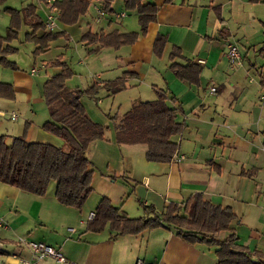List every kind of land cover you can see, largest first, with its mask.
Masks as SVG:
<instances>
[{
    "label": "crops",
    "instance_id": "1",
    "mask_svg": "<svg viewBox=\"0 0 264 264\" xmlns=\"http://www.w3.org/2000/svg\"><path fill=\"white\" fill-rule=\"evenodd\" d=\"M12 1L0 2L1 35L9 19L3 8H20L32 3L45 24L44 28L36 30L37 35L45 31H63L66 36H56L45 50L34 53L36 44L27 39L31 29L24 24L23 37L18 34V38L10 41L18 52L6 57L18 66L12 68L0 62V81L11 83L15 96H0V133L11 136L13 133L9 131L14 129L11 122L23 117V124L28 122L27 140L61 145L60 137L41 127L48 116L35 132L29 118L37 105L45 103L42 95L45 79L60 71L59 66L47 65L48 60L60 56V60L68 63L74 71L65 81L70 88H84L122 72L130 74L124 89L109 94L100 88L95 94L98 100L101 96L129 97L118 104L111 115L113 126L106 132L107 136L88 143L86 155L93 168L92 189L80 208L59 202L54 196V184L44 194L37 195L0 181L2 260L17 264L18 257H30L23 241L42 240L59 248L67 260L57 262L46 257L33 260L32 264H132L137 258L155 264H215L216 245L200 241L190 243L173 227H146L137 233L118 234L109 221L97 231L86 226L89 212L94 211L103 196L117 206L122 215L146 217L152 215L147 206L160 213L168 202L179 204L195 191L215 204L229 205L236 213L230 227L237 241L249 249L264 252V104L258 98L264 86L259 76L257 79L251 76L253 68L259 75L264 63L256 66L242 59L234 63L226 56L228 43L238 45L241 40L232 31L233 26L236 29L241 28V24L248 26L250 36L262 34L258 21L259 5L264 1L142 0L157 5L156 18L148 23L144 34L140 33L132 43L118 48L81 40V34L87 30L139 32L137 13L125 7L123 0H112V9L103 10L102 15L98 10L102 9L103 0H90L87 11L72 24L60 21L58 9L52 12L45 0ZM214 6H218L219 15ZM89 9L94 14L91 20ZM122 10L125 14L118 15ZM48 14L54 15L52 26L45 23ZM158 33L166 36L159 56L153 52ZM22 45L27 46L31 55L26 69L19 67V59L22 57L21 62H24L27 57L20 54ZM172 45L181 51L180 56L174 57L175 61L190 60L200 64L198 86L179 79L169 67L168 54ZM241 52L247 55L245 50ZM212 85L215 91L209 90ZM157 87H166L175 96V100L167 99L166 103L180 106L176 120L185 123L180 133L171 136L179 142V149L170 161L146 159L143 142L115 140L114 124L123 112L138 101L154 99ZM79 99L83 104L81 96ZM11 112L16 113L13 119ZM104 126L105 132L107 125ZM105 140L114 146V154L102 148ZM227 233L221 230L217 237L223 238Z\"/></svg>",
    "mask_w": 264,
    "mask_h": 264
},
{
    "label": "trees",
    "instance_id": "2",
    "mask_svg": "<svg viewBox=\"0 0 264 264\" xmlns=\"http://www.w3.org/2000/svg\"><path fill=\"white\" fill-rule=\"evenodd\" d=\"M4 0H0L2 2ZM90 0H56L58 19L66 24H72L78 17L87 11ZM112 0H103L102 9L110 11ZM169 1V0H166ZM259 1V0H250ZM264 1V0H262ZM125 7L135 9L139 32H90L81 34V40L98 42L100 45L118 48L120 45L132 43L137 36L146 32L150 21L156 18L157 5L154 2L142 0H123ZM219 15L218 6H214ZM9 14V22L4 35L0 34V62L12 68L17 65L6 55L16 48L10 41L15 39L21 22L29 25L28 40L36 46L34 53L45 50L49 41L58 35H65L63 31L43 32L36 34V30L44 28L45 24L35 12V6L28 3L21 8L5 6ZM166 36L158 33L153 42V52L161 55ZM258 52L264 57V45ZM180 48L172 45L168 54L169 67L175 75L189 83L199 85L200 64L194 61L178 63L175 56H180ZM47 65L59 66L60 71L45 79L42 95L48 110V118L41 127L62 139L61 145L46 141L27 140L25 131L28 122L24 123L23 132L9 136L0 133V181L14 185L20 189L42 195L48 184L54 182V196L64 205L80 208L92 189L93 168L86 149L88 143L95 138L104 136L105 126L92 120L86 113L79 97L82 94L95 95L100 88L113 94L124 89L129 72L93 82L79 88L68 87L66 79L74 71L60 58L46 62ZM259 81L264 86V67L259 71ZM156 97L142 100L133 104L123 112L115 126V140L118 142H143L146 144L145 157L153 161H170L179 149V142L171 138L180 133L185 126L181 120H176V112L180 106H169L166 100H175V96L166 87L154 88ZM0 96L13 98L15 91L11 83L0 81ZM146 217H128L122 215L117 206L112 205L106 197H101L95 208L94 216L86 223L88 229L100 230L106 221L116 233H137L146 227L164 226L173 227L175 232L184 240L216 245L215 264H264V252L253 248L249 249L237 241V235L232 227L231 220L236 213L229 205H220L206 199L201 192L189 194L181 203L168 202L163 211L154 212ZM226 230L223 238L217 233Z\"/></svg>",
    "mask_w": 264,
    "mask_h": 264
},
{
    "label": "rangeland",
    "instance_id": "3",
    "mask_svg": "<svg viewBox=\"0 0 264 264\" xmlns=\"http://www.w3.org/2000/svg\"><path fill=\"white\" fill-rule=\"evenodd\" d=\"M13 1H19V0H13ZM13 1H12V3H13ZM28 1H30V0H28ZM259 8H260L259 20L262 21V22L258 21V24H261V26H262V34L260 36H250L249 30H248L249 27L248 26H246V27L242 26V24H241V28H239V29H236L235 26L232 27V31L233 32L235 31V34L239 35V37L241 38V40H239V42H238V45L241 46V47H239V50H241V51L245 50L247 52V55H245L240 51L241 59L246 64H248L250 62H254L256 66H258L261 63H264V57L262 55H260L258 52V49L262 45H264V3H261V5H259ZM87 13H88L89 18L91 15H94L91 9H89ZM90 20H91V18H90ZM8 22H9V19H8ZM24 24L25 23L21 22L20 27L18 28V34H20V37H23L24 31L26 28L25 26H23ZM18 34H17L16 38H18ZM19 49H20L19 50L20 54L22 56H27L25 58V61L21 62L22 57L20 55L21 58L19 59V61H20L19 67L26 69V66H28L29 60H31V55L29 54L30 51L28 50L26 45H22ZM16 52H18L17 49H15L14 51H12L10 53H16ZM10 53H8V54H10ZM72 54H73L72 51H70L69 56L72 57ZM59 55L60 54H58L56 57H58ZM73 57H74V60L77 62L78 55L75 54V55H73ZM15 64H16V62H15ZM251 76L253 78H256V79L259 76L254 68L252 69ZM74 79L78 80V79H76L75 76H74ZM72 80H73V78H72ZM81 81H83L82 78H81ZM251 82H254V80H252ZM72 83H76V82H72ZM79 84H81V83H79ZM128 97L129 96H115V97L114 96H101L100 99L98 100L96 98V95L92 96V95H88V94H82L81 100L83 101L85 110L89 113V115H91V117L94 120L99 121V123H102V125H107L105 132H104V135L107 136L106 132H108L109 128H111L113 126L111 115L114 114L115 109L117 108V105L123 104L124 101L126 100V98H128ZM47 116H48V112H47V108H46L45 103L42 102L41 105H39V106L37 105L35 107L34 112L30 113V115H29V118H31L32 122H33L32 123L33 124V132H35L37 126H39V124ZM23 121H24L23 117H20V119H18L17 121H14V122L12 121L11 123H12V127H14V129L13 130L11 129V131H9V133L21 134L23 132V128H24ZM26 133H27V129L25 131V136H26ZM13 134H11V135H13ZM7 138H8L7 140H10L9 136H7ZM108 142H109L108 140L103 141L101 143V146H102V148H107L108 153L110 152V154H112V153L114 154V146L108 144ZM53 184H54L53 181L50 182L48 184L47 188L50 189Z\"/></svg>",
    "mask_w": 264,
    "mask_h": 264
},
{
    "label": "built area",
    "instance_id": "4",
    "mask_svg": "<svg viewBox=\"0 0 264 264\" xmlns=\"http://www.w3.org/2000/svg\"><path fill=\"white\" fill-rule=\"evenodd\" d=\"M48 7L52 10V12L57 11V7L55 5L56 0H45ZM98 14L102 15L103 14V9L98 10ZM125 11L122 10L118 13V15H124ZM54 22V15L53 14H48L46 17V25L47 26H52ZM226 56L227 58L234 62L238 63L241 60V53L239 50V46L235 42H230L227 45L226 49ZM33 70V69H32ZM210 91H215V86H210L209 87ZM259 100L264 104V90H262L259 95H258ZM16 113L11 112L10 113V118H15ZM263 193H264V186H263ZM94 216V211H90L88 214V219H91ZM2 223L0 219V224ZM26 247L28 248L30 252V257L25 258V257H18L19 261L17 264H32L33 260H38V259H43L46 257H52L55 261L57 262H65L67 259L65 255L62 253V251L54 247L42 240H26L23 241ZM0 264H12L9 262H6L0 258ZM132 264H155L154 262L146 261L143 258H137Z\"/></svg>",
    "mask_w": 264,
    "mask_h": 264
}]
</instances>
